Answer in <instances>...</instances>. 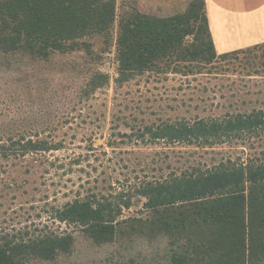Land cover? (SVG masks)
<instances>
[{
    "label": "trees",
    "instance_id": "16d2710c",
    "mask_svg": "<svg viewBox=\"0 0 264 264\" xmlns=\"http://www.w3.org/2000/svg\"><path fill=\"white\" fill-rule=\"evenodd\" d=\"M200 1V11L153 17L132 10L117 20L115 0H0V53L46 62L72 51L94 54L93 44L101 39L99 53L113 47L117 87L169 64L190 73L216 56L239 59L240 72L264 76V42L217 55ZM97 80L96 87L109 78L98 72ZM218 117L147 124L132 142L197 149L238 146L239 151L208 163L193 159L158 177L114 185L106 194L90 190L52 205L32 229L0 231V264L53 261L68 252L74 230L97 244L164 239L162 255L152 259L161 264H264V147L255 143L264 134V109ZM51 122L54 117H0V167L28 157L41 161L61 147V141L43 134ZM140 200V208L130 211Z\"/></svg>",
    "mask_w": 264,
    "mask_h": 264
},
{
    "label": "rangeland",
    "instance_id": "374dc122",
    "mask_svg": "<svg viewBox=\"0 0 264 264\" xmlns=\"http://www.w3.org/2000/svg\"><path fill=\"white\" fill-rule=\"evenodd\" d=\"M115 3L117 20L132 10L160 17L184 13L188 8L200 11L201 5L200 0ZM116 27L115 23L113 38ZM194 35L186 40L193 41ZM101 42H94V54L72 51L56 54L46 62L30 61L20 53H0V117H17L18 121L54 117L43 134L63 143L41 161L28 157L0 167V186L9 185L0 190L3 233L32 229L35 222L46 219L52 205L65 203L78 193L91 190L106 194L114 185L125 187L136 177H158L185 167L193 159L208 163L241 149L132 142L138 129L147 124L215 119L227 112L264 109V76L240 72L243 61L239 59L216 56L190 73L187 69L174 70V64H169L162 71H144L117 87L113 81L117 65L113 47L110 52L99 53ZM98 72L107 74L109 81L96 87ZM255 143L264 147V134ZM140 206L141 200L130 211ZM72 234L67 253L53 261L32 260L28 264H161V260L152 259L157 253L162 255L166 244L161 238L150 243L137 239L129 245L122 241L97 244L80 231Z\"/></svg>",
    "mask_w": 264,
    "mask_h": 264
},
{
    "label": "crops",
    "instance_id": "0c3cea01",
    "mask_svg": "<svg viewBox=\"0 0 264 264\" xmlns=\"http://www.w3.org/2000/svg\"><path fill=\"white\" fill-rule=\"evenodd\" d=\"M203 11L217 54L264 42V0H203Z\"/></svg>",
    "mask_w": 264,
    "mask_h": 264
}]
</instances>
